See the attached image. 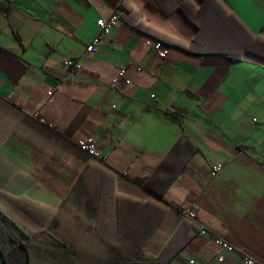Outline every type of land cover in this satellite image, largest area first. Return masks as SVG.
<instances>
[{
    "label": "crops",
    "instance_id": "crops-1",
    "mask_svg": "<svg viewBox=\"0 0 264 264\" xmlns=\"http://www.w3.org/2000/svg\"><path fill=\"white\" fill-rule=\"evenodd\" d=\"M128 1L194 51L159 58L119 21L86 53L121 0H0V222L29 264H240L214 237L264 264V60L247 52L264 55V0H189L197 26Z\"/></svg>",
    "mask_w": 264,
    "mask_h": 264
},
{
    "label": "trees",
    "instance_id": "trees-1",
    "mask_svg": "<svg viewBox=\"0 0 264 264\" xmlns=\"http://www.w3.org/2000/svg\"><path fill=\"white\" fill-rule=\"evenodd\" d=\"M144 4L148 5L153 10L160 12L164 16L170 15L174 10H178L182 16L193 26H197V20L195 19V12L191 10V5L189 0H142ZM121 12L118 14L119 21L131 28L132 30L153 38L157 41L162 42L167 46L176 47L182 49L186 52H193L194 41L191 39L189 43L182 40L174 31L166 29L152 20L144 16L141 8L128 0H121L120 2ZM190 9V10H189ZM192 11V12H191ZM192 13V14H191ZM202 16V12L199 11ZM247 52L258 56L260 59L264 60V55L259 54L251 49H247ZM236 60V59H232ZM181 143V141H180ZM175 155V149L170 152V154L165 158L160 160L159 166L165 167L171 161V158ZM172 165V164H170ZM169 165V166H170ZM159 172L156 171L152 173L143 182V185L155 192L158 196L162 195V191L157 190L153 187L152 183L154 180L159 179ZM180 174L178 169L172 167L169 171L167 184L174 181ZM158 181V180H157ZM165 188V187H164ZM22 235L29 238V234L23 229H17ZM29 248L27 241H18L13 239L8 231L4 228L0 222V263L1 264H29Z\"/></svg>",
    "mask_w": 264,
    "mask_h": 264
},
{
    "label": "built area",
    "instance_id": "built-area-1",
    "mask_svg": "<svg viewBox=\"0 0 264 264\" xmlns=\"http://www.w3.org/2000/svg\"><path fill=\"white\" fill-rule=\"evenodd\" d=\"M119 23V17L118 13H113L107 18H102L96 21V34L88 43L85 47V52L86 53H95L98 49L99 43L101 41L102 36H106L110 33V31ZM152 48L156 52L157 56L159 58H165L168 54V47L163 44L160 41L154 40L152 42ZM64 66L69 70H78L80 69V64L70 58L66 57L63 60ZM136 71H140V68L137 67L135 69ZM119 83L123 85H128L130 83L129 78L127 77V69L126 68H118L116 70V73L114 76L110 79V85L115 86L118 85ZM35 118H37V115H34ZM39 123L44 124V120L39 118ZM76 147L78 148L79 151L83 152L86 154L88 157L95 159V160H103L101 157L97 147L96 143L92 139H81L76 142ZM220 166H214L210 170V175L213 177L215 176L219 171H220ZM178 213L191 221L196 220V211L194 207H185V206H180L177 208ZM199 234H206V231L204 229H200ZM213 243L216 247L222 249L223 251L227 253H232V252H238L240 254V264H262L255 258L251 257L250 255L246 254L242 249L239 247L233 246L230 243H228L226 240L220 237H214L213 238ZM193 261H190V264H192Z\"/></svg>",
    "mask_w": 264,
    "mask_h": 264
}]
</instances>
